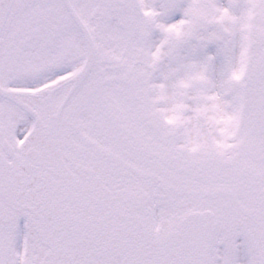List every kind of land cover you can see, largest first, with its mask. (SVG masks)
Wrapping results in <instances>:
<instances>
[{"label":"snow or ice","instance_id":"obj_1","mask_svg":"<svg viewBox=\"0 0 264 264\" xmlns=\"http://www.w3.org/2000/svg\"><path fill=\"white\" fill-rule=\"evenodd\" d=\"M0 264H264V0H0Z\"/></svg>","mask_w":264,"mask_h":264}]
</instances>
